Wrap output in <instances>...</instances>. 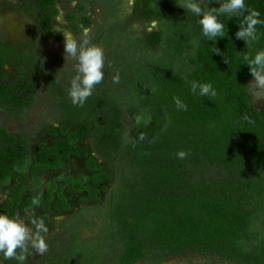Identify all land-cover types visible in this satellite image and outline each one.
<instances>
[{
  "label": "trees",
  "instance_id": "obj_1",
  "mask_svg": "<svg viewBox=\"0 0 264 264\" xmlns=\"http://www.w3.org/2000/svg\"><path fill=\"white\" fill-rule=\"evenodd\" d=\"M58 1L78 2L72 11L62 8L67 31L79 37L91 27L85 11L98 0H16L11 8L51 36ZM121 1L104 0L103 6L115 17ZM181 3L134 0L131 14L110 31L118 47L108 45V63L120 81L97 85L82 107L32 53L0 42V111L24 122L37 82L58 98L56 124L43 126L34 146L0 123V197L7 199L0 214L30 211L25 223L43 220L49 234L56 217L75 230L84 208L106 205L117 264H134L149 253L154 261L203 253L231 264H264V108L253 105V77L243 60L264 49V24L247 47L235 36L243 18L224 15V37L209 41L200 35L199 18ZM246 5L264 20V0ZM144 22H156L158 31H132ZM193 81L211 83L217 95L193 94ZM177 98L186 111L177 108ZM180 151L189 153L186 159L177 158Z\"/></svg>",
  "mask_w": 264,
  "mask_h": 264
},
{
  "label": "rangeland",
  "instance_id": "obj_2",
  "mask_svg": "<svg viewBox=\"0 0 264 264\" xmlns=\"http://www.w3.org/2000/svg\"><path fill=\"white\" fill-rule=\"evenodd\" d=\"M16 0H0V42L10 43L16 47L28 51L42 64L47 72L52 74L56 83L68 95L71 81L76 73L77 61L71 57H65L64 39L61 31H67L65 22V12L63 7L74 10L77 1L66 6L63 1H58L59 14L53 28V35L47 36L37 32L33 23L22 12H16L11 5ZM104 0H98L97 7L93 10L87 8L85 13L90 16L91 42L103 47L105 53V68L103 83L111 87L113 83V73L111 71L110 50H117V36L110 34L111 26L115 20L122 19L131 14L134 0H122L118 6L115 17L111 16L113 9L103 6ZM106 12V13H104ZM134 33L158 31L156 22H144L132 26ZM100 36L104 39L101 41ZM80 37V36H79ZM77 37V38H79ZM11 77L13 71L6 68ZM253 79L250 81L252 82ZM112 82V83H111ZM249 82V91L253 98V105L257 108H264V99H256ZM58 98L49 87L37 82V94L34 106L24 116V122L17 118H12L0 111V122L9 132L14 134H24L31 139L32 146L41 138L42 128L45 125L55 126L58 118L57 108ZM85 214L75 221L71 227L65 226V221L56 218L55 230L46 233L44 236L48 251L43 255L32 250V255L28 264H46L48 258H53L56 264H117L116 255L112 253L113 247L110 244L112 239L108 235L105 216L108 207L104 205L101 209L92 207L84 208ZM22 220V219H21ZM23 221V220H22ZM68 230L66 234L65 230ZM61 235H60V234ZM60 236V237H58ZM153 254L147 256L134 264H231L222 261L215 255L203 253H189L177 257L169 256L162 261H154ZM1 264V263H0Z\"/></svg>",
  "mask_w": 264,
  "mask_h": 264
},
{
  "label": "clouds",
  "instance_id": "obj_3",
  "mask_svg": "<svg viewBox=\"0 0 264 264\" xmlns=\"http://www.w3.org/2000/svg\"><path fill=\"white\" fill-rule=\"evenodd\" d=\"M131 4V0H129ZM219 4V7H211ZM180 8L185 13H191L198 17V24L202 28L201 36L212 41L224 37L225 24L221 16H241L242 22L239 30L235 33L237 39L245 42L247 47L259 39L257 25L264 24L260 19V12L249 9L246 0H182ZM64 39L65 57H71L77 61L76 75L71 81L68 95L75 106H83L87 99L93 95L94 89L104 79L105 53L103 47L91 42L90 30L84 29L82 35L77 38L70 31H61ZM199 46V40L193 42V50ZM214 54L221 55L219 48L213 49ZM243 60L249 67L253 81L250 86L256 99H264V49L258 50L254 56L245 54ZM119 74L113 76V83L118 84ZM193 94L200 96H216V90L211 83H199L193 81L191 84ZM178 109L187 110L178 98L175 100ZM178 159H186L189 153L180 151ZM39 204V199L33 200ZM29 227L18 216L10 217L0 214V261L15 260L17 264H27L28 256L31 255L29 248L41 255L48 251V244L44 233L48 231L43 220L33 219ZM19 250V251H17Z\"/></svg>",
  "mask_w": 264,
  "mask_h": 264
},
{
  "label": "flooded vegetation",
  "instance_id": "obj_4",
  "mask_svg": "<svg viewBox=\"0 0 264 264\" xmlns=\"http://www.w3.org/2000/svg\"><path fill=\"white\" fill-rule=\"evenodd\" d=\"M2 112V111H1ZM1 123V122H0ZM2 125V124H1ZM3 127V126H2ZM7 130V129H6ZM8 131V130H7ZM11 133V132H10ZM42 135V134H41ZM7 201L6 199V196H1L0 197V205L4 204L5 202ZM32 215V212L30 211H27L25 212L23 215H20L18 216L20 219H22L24 222L27 220L28 217H30ZM56 218H59V220H62L63 217L60 216V217H56ZM57 220V219H56ZM1 264H4L2 261H0Z\"/></svg>",
  "mask_w": 264,
  "mask_h": 264
}]
</instances>
